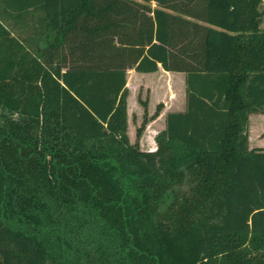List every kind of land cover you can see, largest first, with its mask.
Returning <instances> with one entry per match:
<instances>
[{
    "label": "trees",
    "instance_id": "1",
    "mask_svg": "<svg viewBox=\"0 0 264 264\" xmlns=\"http://www.w3.org/2000/svg\"><path fill=\"white\" fill-rule=\"evenodd\" d=\"M261 1L0 0V264H264ZM159 66L184 107L142 150Z\"/></svg>",
    "mask_w": 264,
    "mask_h": 264
},
{
    "label": "rangeland",
    "instance_id": "2",
    "mask_svg": "<svg viewBox=\"0 0 264 264\" xmlns=\"http://www.w3.org/2000/svg\"><path fill=\"white\" fill-rule=\"evenodd\" d=\"M263 23L264 16L260 25ZM137 74L135 72L133 79L129 80L127 135L130 142L136 143L140 149H155V136L165 127L166 112L183 108L184 86L176 76L178 73L159 70L144 76V79Z\"/></svg>",
    "mask_w": 264,
    "mask_h": 264
},
{
    "label": "crops",
    "instance_id": "3",
    "mask_svg": "<svg viewBox=\"0 0 264 264\" xmlns=\"http://www.w3.org/2000/svg\"><path fill=\"white\" fill-rule=\"evenodd\" d=\"M264 0H262L261 2V9L264 11ZM264 24V23H263ZM159 70L165 71L163 70L160 66L159 68L154 71V72H137L133 69H130L127 71V82H126V86L127 88H129V80L133 79V74L139 73L136 76H144L148 75V74H155L157 73ZM165 72H169V71H165ZM173 74H176V76L181 80V83L184 86V75L182 72H170ZM182 105L184 107V93H183V98H182ZM183 109V108H182ZM179 109V110H182ZM179 110H172V111H179ZM156 148V147H154ZM247 148L251 149V148H260L264 150V112H256V113H251L248 115L247 117ZM145 150V149H142ZM149 150H154V149H149Z\"/></svg>",
    "mask_w": 264,
    "mask_h": 264
}]
</instances>
